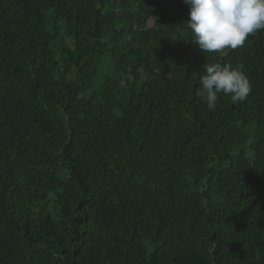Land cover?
Returning a JSON list of instances; mask_svg holds the SVG:
<instances>
[{
	"label": "trees",
	"instance_id": "trees-1",
	"mask_svg": "<svg viewBox=\"0 0 264 264\" xmlns=\"http://www.w3.org/2000/svg\"><path fill=\"white\" fill-rule=\"evenodd\" d=\"M188 18L0 0V264H264V30L203 54ZM215 63L246 101L208 109Z\"/></svg>",
	"mask_w": 264,
	"mask_h": 264
},
{
	"label": "clouds",
	"instance_id": "clouds-1",
	"mask_svg": "<svg viewBox=\"0 0 264 264\" xmlns=\"http://www.w3.org/2000/svg\"><path fill=\"white\" fill-rule=\"evenodd\" d=\"M189 6L187 27L192 43L203 54H223L236 50L258 31L264 30V0H184ZM197 95L214 111L220 94L230 96L232 104L243 103L252 91L243 65L206 64ZM247 156H253L249 152Z\"/></svg>",
	"mask_w": 264,
	"mask_h": 264
}]
</instances>
